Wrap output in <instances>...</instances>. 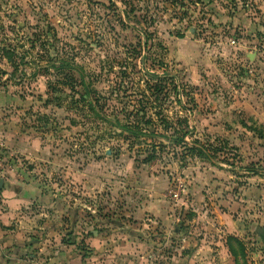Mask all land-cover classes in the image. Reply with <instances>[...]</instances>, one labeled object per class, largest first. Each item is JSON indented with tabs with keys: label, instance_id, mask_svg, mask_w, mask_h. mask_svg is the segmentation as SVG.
I'll return each instance as SVG.
<instances>
[{
	"label": "rangeland",
	"instance_id": "1",
	"mask_svg": "<svg viewBox=\"0 0 264 264\" xmlns=\"http://www.w3.org/2000/svg\"><path fill=\"white\" fill-rule=\"evenodd\" d=\"M64 62L83 71L88 100ZM170 81L178 103L164 97ZM153 84L162 108L147 114L159 137L125 139L100 114L123 120L135 98L152 100ZM259 107L264 0H0V177L39 187L49 201L84 204L89 229L92 217L121 221L129 202H150L152 216L166 209L172 227L206 222L214 234L224 222L239 264H264ZM160 108L173 130L155 120ZM19 133L46 151L20 156L8 144Z\"/></svg>",
	"mask_w": 264,
	"mask_h": 264
},
{
	"label": "crops",
	"instance_id": "2",
	"mask_svg": "<svg viewBox=\"0 0 264 264\" xmlns=\"http://www.w3.org/2000/svg\"><path fill=\"white\" fill-rule=\"evenodd\" d=\"M24 136L8 140L17 154L36 158L46 151V145ZM0 178V264H234L222 221L214 234H208L212 230L206 222H195L202 226L193 232L183 222L172 227L174 220L164 208L153 217L150 202L137 207L129 202L128 217L119 221L97 215L89 229L84 204L71 208L65 196L63 203L49 201L39 187ZM78 223L80 231L70 233Z\"/></svg>",
	"mask_w": 264,
	"mask_h": 264
},
{
	"label": "trees",
	"instance_id": "3",
	"mask_svg": "<svg viewBox=\"0 0 264 264\" xmlns=\"http://www.w3.org/2000/svg\"><path fill=\"white\" fill-rule=\"evenodd\" d=\"M144 35V42L142 43L144 45V47H146L148 50V46L147 43L149 40H152V35L150 32L145 31L143 33ZM141 44V43H140ZM61 68H68V69H73L76 71V73L79 76V85L82 87L81 92L79 93V100L80 101H86L89 99L91 90L89 88V85L85 82V77L83 74V71L81 70V68L77 67L74 64H69L64 62L63 64L60 65ZM77 85H74L73 88H75ZM151 91L153 92V98L151 101H149L150 97L147 98V95L142 94L139 98H135L136 103L134 105H132L130 108H128V110H126V114L123 115V120H120V118L115 114L112 116V118H107L106 115H101V117L104 118V120L108 121L111 124L112 129L118 128L121 129V131L123 133H126L127 135L124 136L125 139H129L130 141H134L137 139H140L142 137H150L151 139L157 138L159 137L158 132H156L155 130V123L154 121H152V117L151 114H147L148 109H151L152 107H161L160 104V96L158 95V93L161 90H158L157 88L159 87V84H153V86L151 85H147ZM163 87H168V91L165 92L164 97H168L170 93H172L173 97L175 98V102H180L179 98H178V87L177 85L173 82H167L165 83V86L163 85ZM161 87V88H163ZM192 100V98H191ZM153 103V105H152ZM128 105H130L128 103ZM89 106L94 110V104H89ZM158 110L156 111V115L158 116L155 120L160 123H162L164 127L166 128H170L173 130L170 122H168L167 120H165L164 117L159 118V116L162 114V110ZM96 114H99V110H94ZM125 113V111H124ZM180 122V121H179ZM182 122V121H181ZM188 127L189 125L186 124ZM190 128V127H189ZM182 128H179L178 131H171V136L173 137L172 139L174 141H176V143L182 141L183 139V135L185 134L184 132L181 131ZM181 131V133H180ZM168 136V137H171ZM189 151L191 150H195L197 149V153H195L196 155H202L205 158H210V154L206 152V149L204 147L198 146V148H196V146H190L189 148H187ZM233 239L231 238V236H229L227 238V247L228 250L230 252V254L233 256L234 259V264H239L237 258H236V254L232 248V245L230 244V242ZM235 240V239H234ZM240 246V244H239ZM241 247V246H240ZM242 256V255H241Z\"/></svg>",
	"mask_w": 264,
	"mask_h": 264
},
{
	"label": "water",
	"instance_id": "4",
	"mask_svg": "<svg viewBox=\"0 0 264 264\" xmlns=\"http://www.w3.org/2000/svg\"><path fill=\"white\" fill-rule=\"evenodd\" d=\"M1 185H2V179L0 178V187H1ZM259 237L261 238V240H262V244H263V249H264V234H262V233H260L259 234Z\"/></svg>",
	"mask_w": 264,
	"mask_h": 264
}]
</instances>
